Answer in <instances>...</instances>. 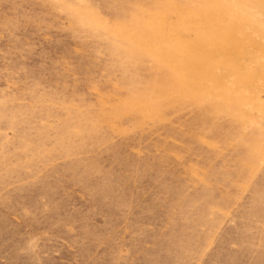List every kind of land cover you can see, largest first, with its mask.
<instances>
[{
	"label": "rangeland",
	"instance_id": "rangeland-1",
	"mask_svg": "<svg viewBox=\"0 0 264 264\" xmlns=\"http://www.w3.org/2000/svg\"><path fill=\"white\" fill-rule=\"evenodd\" d=\"M0 264H264V0H0Z\"/></svg>",
	"mask_w": 264,
	"mask_h": 264
}]
</instances>
